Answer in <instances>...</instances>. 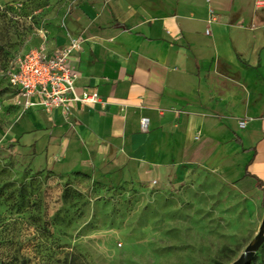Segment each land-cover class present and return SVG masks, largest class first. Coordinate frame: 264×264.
I'll return each mask as SVG.
<instances>
[{"label": "crops", "instance_id": "crops-1", "mask_svg": "<svg viewBox=\"0 0 264 264\" xmlns=\"http://www.w3.org/2000/svg\"><path fill=\"white\" fill-rule=\"evenodd\" d=\"M255 2L79 0L63 28L44 30L31 50L52 54L80 40L72 58L78 93L91 91L103 105L74 106L68 120L23 110L8 144L62 167L47 174L88 178L101 190L206 177L249 210L261 209L264 10ZM210 11L220 18L211 28Z\"/></svg>", "mask_w": 264, "mask_h": 264}, {"label": "rangeland", "instance_id": "rangeland-1", "mask_svg": "<svg viewBox=\"0 0 264 264\" xmlns=\"http://www.w3.org/2000/svg\"><path fill=\"white\" fill-rule=\"evenodd\" d=\"M78 2L0 0V264H236L259 241L264 202L251 211L195 176L105 191L47 174L62 167L8 144L23 113L9 82L15 61ZM249 264H264V244Z\"/></svg>", "mask_w": 264, "mask_h": 264}, {"label": "built area", "instance_id": "built-area-1", "mask_svg": "<svg viewBox=\"0 0 264 264\" xmlns=\"http://www.w3.org/2000/svg\"><path fill=\"white\" fill-rule=\"evenodd\" d=\"M255 7L264 10V0H256ZM219 21L218 15L210 11L209 28ZM207 34H211L210 29ZM81 52L82 43L74 39L68 47L52 54L42 47L18 58L9 82L19 106L25 112L39 108L49 116L57 115L65 120L71 117L74 106H102L103 101L97 94L78 93L81 78L73 68L72 58ZM105 110L108 111V107ZM149 123V120L142 121L143 130L148 129ZM247 125L242 122L240 128L246 129Z\"/></svg>", "mask_w": 264, "mask_h": 264}, {"label": "water", "instance_id": "water-1", "mask_svg": "<svg viewBox=\"0 0 264 264\" xmlns=\"http://www.w3.org/2000/svg\"><path fill=\"white\" fill-rule=\"evenodd\" d=\"M263 244H264V222H263L262 227H261V233L259 236L258 243L249 247L248 250L245 252L244 256L238 262H236V264H249V263H251L254 260L256 253L261 249Z\"/></svg>", "mask_w": 264, "mask_h": 264}]
</instances>
